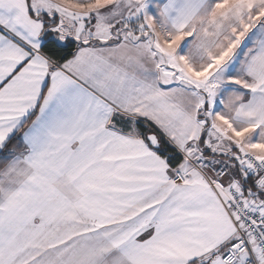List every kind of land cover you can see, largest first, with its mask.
<instances>
[{"label": "snow or ice", "instance_id": "obj_1", "mask_svg": "<svg viewBox=\"0 0 264 264\" xmlns=\"http://www.w3.org/2000/svg\"><path fill=\"white\" fill-rule=\"evenodd\" d=\"M0 264H264V0H0Z\"/></svg>", "mask_w": 264, "mask_h": 264}]
</instances>
